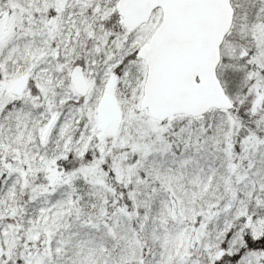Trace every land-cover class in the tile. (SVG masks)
I'll use <instances>...</instances> for the list:
<instances>
[{
	"label": "snow or ice",
	"instance_id": "6c2138e0",
	"mask_svg": "<svg viewBox=\"0 0 264 264\" xmlns=\"http://www.w3.org/2000/svg\"><path fill=\"white\" fill-rule=\"evenodd\" d=\"M0 264H264V0H0Z\"/></svg>",
	"mask_w": 264,
	"mask_h": 264
}]
</instances>
